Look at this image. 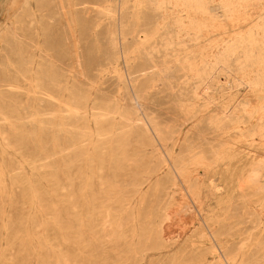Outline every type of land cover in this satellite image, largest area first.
<instances>
[{
    "label": "rangeland",
    "instance_id": "rangeland-1",
    "mask_svg": "<svg viewBox=\"0 0 264 264\" xmlns=\"http://www.w3.org/2000/svg\"><path fill=\"white\" fill-rule=\"evenodd\" d=\"M256 75L264 0H0V264H264Z\"/></svg>",
    "mask_w": 264,
    "mask_h": 264
},
{
    "label": "bare ground",
    "instance_id": "bare-ground-1",
    "mask_svg": "<svg viewBox=\"0 0 264 264\" xmlns=\"http://www.w3.org/2000/svg\"><path fill=\"white\" fill-rule=\"evenodd\" d=\"M140 1V0H139ZM192 2L194 1V0H191ZM132 2V1H131ZM178 3V2H177ZM189 3V2H188ZM195 4V3H194ZM226 6H227V4H226ZM178 7V6H177ZM192 7V6H191ZM188 8V7H187ZM190 8V7H189ZM194 8V7H193ZM235 9V8H234ZM123 10V9H122ZM194 10V9H193ZM201 10V9H200ZM138 11V10H137ZM195 11V10H194ZM237 11V10H236ZM119 13V12H118ZM235 14V13H234ZM224 15V14H223ZM237 15V14H236ZM235 15V16H236ZM229 16V15H228ZM137 17V16H136ZM236 18V17H235ZM119 19V18H118ZM166 19V18H165ZM136 20H138V19H136ZM236 20V19H235ZM239 20V19H238ZM119 22V21H118ZM159 24V23H158ZM196 24V23H195ZM161 25V24H160ZM192 25V24H191ZM194 25V24H193ZM116 26V25H115ZM163 27V26H162ZM165 27V26H164ZM196 27V26H195ZM161 28V27H160ZM176 28V27H175ZM116 29V28H115ZM135 29V28H134ZM176 29H178V28H176ZM162 30H164V29H162ZM124 32V31H123ZM135 33V32H134ZM138 35V34H137ZM146 35V34H145ZM132 36V35H131ZM134 37V36H133ZM141 37V36H140ZM139 37V38H140ZM123 38H125V37H123ZM138 38V37H137ZM132 40V39H131ZM137 40V39H136ZM254 40V39H253ZM145 41V40H144ZM149 42V41H148ZM251 42V41H250ZM156 44V43H155ZM232 44V43H231ZM249 44V43H248ZM220 45V44H219ZM255 45V44H254ZM239 46V45H238ZM225 47V46H224ZM247 49V48H246ZM159 54V53H158ZM224 55V54H223ZM258 55V54H257ZM167 56V55H166ZM233 56V55H232ZM246 56V55H245ZM190 57V56H189ZM203 57V56H202ZM255 57V56H254ZM262 57V56H261ZM194 58H196V57H194ZM190 59V58H189ZM188 60V59H187ZM194 60V59H193ZM197 61H198V58H197ZM251 62V61H250ZM184 63V62H183ZM189 63V62H188ZM194 63H195V61H194ZM246 63V62H245ZM154 64V63H153ZM152 64V65H153ZM193 64V63H192ZM199 64V63H198ZM243 64V63H242ZM251 64V63H250ZM254 64V63H253ZM188 65V64H187ZM249 65V64H248ZM186 66V65H185ZM189 66V65H188ZM164 67V66H163ZM166 67V66H165ZM199 67V66H198ZM197 67V68H198ZM154 69V68H153ZM154 72V71H153ZM251 72H253V71H251ZM257 72V71H256ZM239 74V73H238ZM243 74V73H242ZM241 74V75H242ZM249 75V74H248ZM129 76V75H128ZM143 76H144V74H143ZM245 76V75H244ZM122 77V76H121ZM146 77H148V75L146 76ZM122 79V78H121ZM124 79V78H123ZM124 83V82H123ZM251 84L252 85H254V86H259V85H264V81L262 80V78L260 79L259 78V75H256L255 76V80L254 81H252L251 82ZM252 88V87H251ZM260 88H261V86H260ZM134 89V88H133ZM255 91V90H254ZM261 92V91H260ZM253 95V94H252ZM260 96V95H259ZM256 97V96H255ZM142 98V97H141ZM246 102V101H245ZM98 103V102H97ZM113 107V106H112ZM240 107V106H239ZM111 110V109H110ZM123 112V111H122ZM124 113V112H123ZM81 114V113H80ZM76 115V114H75ZM222 115V114H221ZM95 116L97 117V119H99V118H101V117H104V116H106L103 112H96L95 113ZM123 116V115H122ZM133 117V116H132ZM224 117V116H223ZM230 117V116H229ZM232 117H233V115H232ZM236 117H237V115H236ZM115 118V117H114ZM121 118V117H120ZM136 118V117H135ZM230 119V118H229ZM123 120H125V122H129V119L128 118H125V117H123ZM138 120V119H137ZM143 121V120H142ZM138 122V121H137ZM243 122V121H242ZM145 123V122H144ZM147 123V122H146ZM154 123V122H153ZM235 123V122H234ZM67 124V123H66ZM132 124V123H131ZM135 124V123H134ZM237 124V123H236ZM243 124V123H242ZM246 124H249V123H247L246 122ZM261 125V124H260ZM127 126H130V123L129 124H125V126H124V128L121 130V131H119V133H122V132H124L125 130H127ZM136 126V125H135ZM149 126V125H148ZM252 126V125H251ZM153 127H155V126H153ZM117 128V127H116ZM115 128V129H116ZM135 128V127H134ZM245 128V127H244ZM251 128V127H250ZM155 129V128H154ZM247 129V128H246ZM245 130V129H244ZM260 130H262L261 129V127H256L255 129L253 128V129H250L249 131H247V133H248V136L249 137H253L257 132H259ZM134 131V130H133ZM151 131V130H150ZM160 131V130H159ZM262 132V131H261ZM261 132H259L260 134H262ZM264 133V132H263ZM99 135V137L98 138H102L103 136H104V134L103 133H100V134H98ZM150 135V134H149ZM263 136H264V134H262ZM81 136V135H80ZM163 136V135H162ZM262 136V137H263ZM260 137H261V135H260ZM97 138V139H98ZM166 138V137H165ZM204 138V137H203ZM254 138V137H253ZM252 138V139H253ZM248 139V138H247ZM112 140V139H111ZM160 140V139H159ZM205 140V139H204ZM251 140V139H250ZM153 141V140H152ZM203 141V140H202ZM198 142V141H197ZM99 145H100V143H99ZM154 145V144H153ZM175 147V146H174ZM173 147V148H174ZM196 148V147H195ZM194 148V149H195ZM189 149V148H188ZM204 149V148H203ZM193 150V149H192ZM213 150V149H212ZM189 151V150H188ZM193 152V151H192ZM195 152V151H194ZM210 152V151H209ZM220 154V153H219ZM204 155V154H203ZM209 155V154H208ZM218 155V154H217ZM213 156V155H212ZM202 158V157H201ZM220 160V159H219ZM258 160V159H257ZM221 164V163H220ZM182 165H183V163H182ZM211 166V165H210ZM174 167V166H173ZM68 169L69 168H71L70 166L69 167H67ZM206 168V167H205ZM179 172H180V170H179ZM184 172V171H183ZM183 172H181L182 174H184ZM179 176V175H178ZM183 176H185V175H183ZM264 176V162H256V163H252L251 165H250V167H249V169H248V171H247V176H246V178H244V179H247V183L249 184V185H251V186H253V187H255V189H256V187H258L257 189L259 190V191H263V189H264V187H261L260 186V181H261V179H262V177ZM193 178H195V177H193ZM198 178V177H197ZM196 178V179H197ZM198 180V179H197ZM191 181V180H190ZM196 181V180H195ZM199 181V180H198ZM247 183H245V184H247ZM242 184V183H241ZM197 186V185H196ZM241 187H242V185H241ZM252 187V188H253ZM248 190V189H247ZM254 189H252V191H253ZM258 190H255V191H258ZM251 191V190H250ZM256 193V192H255ZM254 193V194H255ZM259 193H261V192H259ZM264 194V193H263ZM88 195V194H87ZM86 195V196H87ZM242 195V194H241ZM84 197V196H83ZM89 197V196H88ZM243 197V196H242ZM244 197H246V196H244ZM124 198V197H123ZM248 198V197H247ZM90 199V198H89ZM249 200V199H248ZM251 201V200H250ZM252 204V203H251ZM251 204H250V208H251ZM245 205H247V204H245ZM248 205H249V203H248ZM247 205V206H248ZM231 208H233V207H231ZM41 209V208H40ZM253 215H255V219H256V223L257 224H262V219L260 218V216H259V214L261 213H257L255 210H253ZM167 215V214H166ZM166 218H168V217H166ZM169 219V218H168ZM167 220V219H166ZM93 225V224H92ZM263 226H264V224H263ZM158 229V228H157ZM261 229V228H260ZM259 230V229H258ZM263 231V230H262ZM173 237V236H172ZM171 238V237H170ZM221 242V241H220ZM219 243V242H218ZM224 246H222V248H223ZM227 250H228V248H227ZM226 251V250H225ZM238 257V256H237ZM237 257H235V258H237ZM227 258H230V257H228L227 256ZM234 260V259H233ZM238 262V261H237Z\"/></svg>",
    "mask_w": 264,
    "mask_h": 264
}]
</instances>
